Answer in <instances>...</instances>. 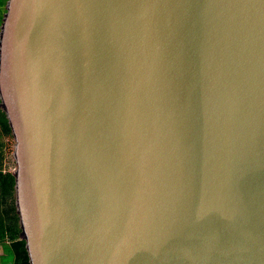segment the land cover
<instances>
[{"label": "water", "instance_id": "1", "mask_svg": "<svg viewBox=\"0 0 264 264\" xmlns=\"http://www.w3.org/2000/svg\"><path fill=\"white\" fill-rule=\"evenodd\" d=\"M0 108L30 264H264V0H5Z\"/></svg>", "mask_w": 264, "mask_h": 264}, {"label": "trees", "instance_id": "2", "mask_svg": "<svg viewBox=\"0 0 264 264\" xmlns=\"http://www.w3.org/2000/svg\"><path fill=\"white\" fill-rule=\"evenodd\" d=\"M5 0H0V22ZM1 137H12L4 111L0 108V264H30L25 241L19 237V223L14 204V176L4 168L6 145Z\"/></svg>", "mask_w": 264, "mask_h": 264}, {"label": "rangeland", "instance_id": "3", "mask_svg": "<svg viewBox=\"0 0 264 264\" xmlns=\"http://www.w3.org/2000/svg\"><path fill=\"white\" fill-rule=\"evenodd\" d=\"M1 139L5 142L6 145V158L8 159V162H5L4 168L7 170H12L14 168V161L12 159V151H13V138L12 137H1ZM0 253H2L0 248Z\"/></svg>", "mask_w": 264, "mask_h": 264}, {"label": "built area", "instance_id": "4", "mask_svg": "<svg viewBox=\"0 0 264 264\" xmlns=\"http://www.w3.org/2000/svg\"><path fill=\"white\" fill-rule=\"evenodd\" d=\"M0 248H1V251H2V247L0 246Z\"/></svg>", "mask_w": 264, "mask_h": 264}]
</instances>
